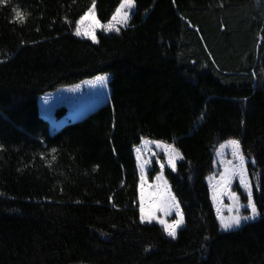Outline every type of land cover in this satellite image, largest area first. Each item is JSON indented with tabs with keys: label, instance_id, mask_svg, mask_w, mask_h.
<instances>
[{
	"label": "trees",
	"instance_id": "obj_1",
	"mask_svg": "<svg viewBox=\"0 0 264 264\" xmlns=\"http://www.w3.org/2000/svg\"><path fill=\"white\" fill-rule=\"evenodd\" d=\"M120 3L95 0L102 25ZM92 5L0 4V264H264V0H135L128 26L97 31L99 43L74 35ZM105 74L106 104L50 133L39 98ZM145 139L184 156L163 173L185 217L176 239L139 221ZM229 139L261 216L224 232L207 178Z\"/></svg>",
	"mask_w": 264,
	"mask_h": 264
},
{
	"label": "snow or ice",
	"instance_id": "obj_2",
	"mask_svg": "<svg viewBox=\"0 0 264 264\" xmlns=\"http://www.w3.org/2000/svg\"><path fill=\"white\" fill-rule=\"evenodd\" d=\"M175 3V0H173ZM7 3V0H0V4ZM135 0H121L120 5L115 9L114 14L111 17L110 22L107 25H102L96 18L95 13V0L93 5L88 8L87 12L82 15L76 22L74 35L77 37H86L88 40L99 43L97 39V28H103L108 32H119L121 30L120 25L127 26L132 16V10ZM15 13V22L23 24L26 19V14L20 11L18 8H13ZM108 77L98 76L97 81H105ZM145 144L152 143L145 140ZM157 147L164 150L167 158V166L175 171L177 167V161L183 160L184 156L181 152L175 148L173 144H163L160 141L154 142ZM220 147H230L232 161L225 163L224 171L219 174V180L212 185V200L216 207L217 219L222 231L230 232L235 229H239L244 224L256 221L261 212L258 210L257 203L253 197V183L249 179V173L247 168L248 161L241 149V141L238 139H229L225 144H221ZM2 148V146H0ZM56 149H52L55 152ZM137 152H141V149H137ZM156 155V153H153ZM139 159V157H138ZM149 161H144L140 164V179H139V221L141 224L156 222L163 226L164 232L176 239L177 230L185 224L184 213L180 208V204L177 201L175 195L172 194L168 187L167 181L164 177L165 164L159 163L161 169L160 173L155 177V183L150 184L146 175V165ZM254 164L255 161H252ZM239 179V186L244 189L247 197V204H240V197L237 192L232 190L233 180ZM259 190V186H257ZM227 197L231 203L227 206V211L230 215L225 217L223 214L221 205L223 199ZM241 209L248 212L247 215L241 214ZM175 213L176 218L169 221L166 219L170 215ZM207 239V237H205Z\"/></svg>",
	"mask_w": 264,
	"mask_h": 264
},
{
	"label": "rangeland",
	"instance_id": "obj_3",
	"mask_svg": "<svg viewBox=\"0 0 264 264\" xmlns=\"http://www.w3.org/2000/svg\"><path fill=\"white\" fill-rule=\"evenodd\" d=\"M132 13H134V7L132 10ZM123 27L125 26L120 25V28H123ZM99 30H104V29L98 27L97 31ZM105 32L112 33L115 31H112V32L105 31ZM78 38L87 39L86 37H78ZM105 75H102V76H105ZM106 76L108 77V79L105 81H97L96 77L98 76H96V77H92L89 79H85L79 83H76L70 86L59 87L54 92H51L50 94L45 95L46 97L45 96L42 98L40 97L38 100L40 113L49 123V132L54 133L62 125L66 123L81 120L84 117H86L88 114L92 113L93 111L101 107L102 105L106 104V102L108 101V95H109L110 75H106ZM67 90L68 92L75 91L74 93L78 96L72 94L71 96L67 95V96H62V97H56L58 93H66ZM86 96H92V97L87 98ZM46 103H49V105L45 106ZM62 107L65 108L67 111H66V114L62 118L58 119L57 117L54 116V112L55 110L62 108ZM145 140L150 141L152 143L145 144L144 143ZM145 140H143L141 145L138 147L139 149H141V152H137L138 148H136L135 154L137 157L139 170H140L141 163H143L144 161H149V163L146 165V175H147V172L148 170H150L152 163L155 162L159 167V163H162V158H164L165 165L167 166V158L164 153V150L160 147H157V145L154 143L156 141L149 140V139H145ZM225 143L226 142H224L223 144ZM153 153H156V155H153ZM232 160H233V157L231 155L230 147H226L222 149L219 146L217 148L214 154L213 173L207 178V183H208L209 190H210V198L214 206L215 214H216V207L218 205L214 204L212 200V185L215 184L217 180H219V174L224 171L225 163L227 161H232ZM148 182L150 184L155 183V178L152 181H148ZM234 184H237L238 187L241 189V191L246 195V193L244 192V189L241 186H239L238 178H235L233 180V185ZM230 203L231 201L227 197H225L221 205H219L222 208L223 214L225 215L226 218L230 214L228 213L227 208L225 206L229 205ZM239 203L242 204L240 201ZM138 207H139V199H138ZM241 214L247 215L248 212L241 209ZM175 218L176 216H175V213L173 212V214L167 217L166 219L171 221ZM152 223H156V222L154 221ZM144 224H148V223H144ZM235 230H238V229H235Z\"/></svg>",
	"mask_w": 264,
	"mask_h": 264
},
{
	"label": "crops",
	"instance_id": "obj_4",
	"mask_svg": "<svg viewBox=\"0 0 264 264\" xmlns=\"http://www.w3.org/2000/svg\"><path fill=\"white\" fill-rule=\"evenodd\" d=\"M107 24H108V23H107ZM107 24H105V25H107ZM65 92H66V91H65ZM74 92H75V91H73V92H68V90H67L66 93H58L56 97H62V96H67V95H70V96H71L72 94L76 95ZM76 96H78V95H76ZM48 104H49V103H46L45 106L48 105Z\"/></svg>",
	"mask_w": 264,
	"mask_h": 264
}]
</instances>
